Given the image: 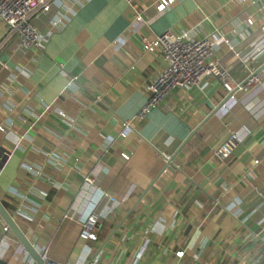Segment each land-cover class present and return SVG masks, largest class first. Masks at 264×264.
<instances>
[{
  "label": "crops",
  "instance_id": "obj_1",
  "mask_svg": "<svg viewBox=\"0 0 264 264\" xmlns=\"http://www.w3.org/2000/svg\"><path fill=\"white\" fill-rule=\"evenodd\" d=\"M157 1L83 0L60 27L54 5L35 19L40 49L17 47L0 19V201L58 264H264V76L218 108L227 93L211 76L134 117L165 65L142 36L223 33L240 49L264 23V0H174L162 11ZM215 54L234 60L223 44ZM262 63L264 51L249 64ZM248 73L231 67L237 81ZM230 131L241 139L219 159ZM90 212L92 240L79 236ZM3 226L0 216V264H33Z\"/></svg>",
  "mask_w": 264,
  "mask_h": 264
},
{
  "label": "built area",
  "instance_id": "obj_2",
  "mask_svg": "<svg viewBox=\"0 0 264 264\" xmlns=\"http://www.w3.org/2000/svg\"><path fill=\"white\" fill-rule=\"evenodd\" d=\"M83 0H0V19L5 23L8 32L14 34L19 48H41L45 34L37 27L35 19L40 13L49 11L56 5L50 22L56 27H60L66 20V13ZM174 0H158L155 8L162 11ZM134 19H141L140 13L133 15ZM246 21L252 23L251 16H246ZM240 49H235L228 37L223 33H204L194 35L188 29L174 30L167 28L155 38L149 39L141 37V47L144 51H154L160 49L165 65L152 80L146 85L149 95L146 101L135 112V118H144L151 108L159 105L174 87L196 86L202 88L207 77H216L223 85L226 93L233 92L238 88H248L261 83L264 76V63L258 67L250 65L260 53L264 51V23L257 31L250 36ZM226 45L229 52L234 57L231 65H225L221 57L215 54L218 45ZM240 64L249 69L247 76L237 81L231 74V67ZM125 127L130 126V120L123 121ZM3 129V127H0ZM125 135L124 132L120 133ZM241 139L239 132L230 133L218 143L214 148V154L219 159H225L231 155L234 148ZM122 155L127 158L128 154ZM170 155H165L168 161ZM257 162V159L254 160ZM86 181H91L92 177L87 175ZM108 194V193H105ZM108 197L113 200L111 195ZM99 214L90 212L83 219L79 236L84 239H95L94 227L97 224ZM4 230L9 228L4 225ZM40 256L49 264H58L48 258L46 249L38 251ZM183 250L176 251L177 255H182ZM33 264L36 262L33 260ZM68 264V263H63ZM83 264H96L93 260H88Z\"/></svg>",
  "mask_w": 264,
  "mask_h": 264
},
{
  "label": "water",
  "instance_id": "obj_3",
  "mask_svg": "<svg viewBox=\"0 0 264 264\" xmlns=\"http://www.w3.org/2000/svg\"><path fill=\"white\" fill-rule=\"evenodd\" d=\"M232 94V92L227 93V95L224 97L220 103H218V108L224 101ZM215 108V109H216ZM190 134L186 137V139L183 141L182 144L186 142ZM0 216L2 219V224L6 225L10 232L13 233L16 238L20 241V243L23 245L25 250L30 254V256L33 258V260L36 262V264H49L47 260H44L40 254L38 253V250L34 247V245L29 241V239L26 237L25 233L22 231L18 223L16 222L13 215L10 213L8 209L3 205V203L0 201Z\"/></svg>",
  "mask_w": 264,
  "mask_h": 264
}]
</instances>
